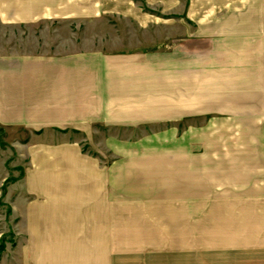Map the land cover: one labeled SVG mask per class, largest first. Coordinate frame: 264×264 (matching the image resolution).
I'll use <instances>...</instances> for the list:
<instances>
[{"label":"crops","instance_id":"0c3cea01","mask_svg":"<svg viewBox=\"0 0 264 264\" xmlns=\"http://www.w3.org/2000/svg\"><path fill=\"white\" fill-rule=\"evenodd\" d=\"M103 18L160 46L0 54V128L27 133L0 264H264V0H0L4 25Z\"/></svg>","mask_w":264,"mask_h":264},{"label":"rangeland","instance_id":"374dc122","mask_svg":"<svg viewBox=\"0 0 264 264\" xmlns=\"http://www.w3.org/2000/svg\"><path fill=\"white\" fill-rule=\"evenodd\" d=\"M149 11L151 12L150 9ZM152 13L158 15L155 10H152ZM128 22L122 18H103L97 21H41L31 25L0 23V54L118 51L139 48L157 49L160 46L157 29L137 34L130 28ZM97 130L99 134L97 140H101L104 133L99 128ZM15 131H5L0 128V232L3 233L0 237V255L7 244L11 245L10 247L14 246V232L16 229L19 230L21 223V219L14 215L9 205L10 200L14 199L13 196L7 198L6 195L8 187L21 181L27 164V157L20 148L22 143L19 140L26 139L27 133ZM75 137L70 136L71 139ZM102 144L99 141L82 143L83 148L91 151L92 154H95L97 145L102 146Z\"/></svg>","mask_w":264,"mask_h":264},{"label":"trees","instance_id":"16d2710c","mask_svg":"<svg viewBox=\"0 0 264 264\" xmlns=\"http://www.w3.org/2000/svg\"><path fill=\"white\" fill-rule=\"evenodd\" d=\"M0 247H1V244H0ZM1 250V249H0Z\"/></svg>","mask_w":264,"mask_h":264}]
</instances>
